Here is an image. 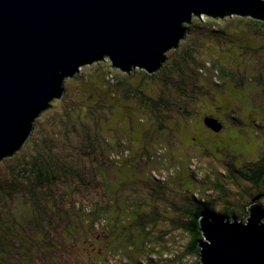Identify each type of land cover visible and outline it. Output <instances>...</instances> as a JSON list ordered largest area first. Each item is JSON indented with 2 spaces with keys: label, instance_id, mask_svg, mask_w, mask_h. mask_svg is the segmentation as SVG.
Instances as JSON below:
<instances>
[{
  "label": "rangeland",
  "instance_id": "rangeland-1",
  "mask_svg": "<svg viewBox=\"0 0 264 264\" xmlns=\"http://www.w3.org/2000/svg\"><path fill=\"white\" fill-rule=\"evenodd\" d=\"M239 18L245 19V17L243 18L240 15L226 16L219 19L209 18L205 15L201 17L193 16L192 22L188 24L189 34L184 40H181L178 47L172 48L166 53L167 60L163 63L162 67L150 73L153 75V78L144 76L145 73L142 74L140 71L145 72L146 70L141 68L135 69L136 71L130 75L120 68L113 67L112 69L111 61L108 58L83 66L76 74L65 79L64 95L61 98L53 99L51 107L40 113L34 121L30 136L16 152L18 156L20 154L23 156L29 149H32L34 142L40 149L44 148V144H46V147L50 143L54 147L55 153L60 156L62 165H68V157H70L71 161H76L75 164L80 169L76 180L78 178L84 180L86 182L84 184L85 187L90 186V190L88 188L89 191L86 192L72 189L71 193L67 192L65 195L61 192L63 187H54L47 189V192H50L51 195L54 192L58 195H64L66 205L61 207L62 210H68L67 217L71 214L73 220L80 221L81 216L75 210L71 211L73 209L72 205L80 203V201L87 202L89 199L94 202L101 192L104 194L101 174L97 172L93 176L91 170L96 169L93 168V165L89 169L88 164H85L84 160L81 159L80 153L77 151V148L81 145V137L88 127L93 125L91 131L94 134L100 133L99 127L96 125L99 117L95 120L92 119L93 115L99 112V107L96 110L95 105L97 103L110 104L114 102L113 109L105 115L102 125L106 131L110 126L117 129L110 132L107 131V134H105L101 125L104 137L109 136L112 139H116L120 130L123 133H127L132 125L136 127L137 132L132 136L130 135V138H132L130 140L131 145L137 149L140 147L139 144L144 146L147 142V148L153 157L151 158V162L156 166L152 168L149 175H145L144 171L140 170L139 172L136 167L130 164L129 167L122 168L121 170L110 163L107 164L105 166L106 173L111 180H116L106 185V187L111 188L110 191L112 193L106 190L107 193L104 195L105 200H107L106 205H108V213L105 215L110 219L115 235L119 234L118 227L120 225H122L121 230H124V227L130 226L132 222H135L136 219L125 222L122 218H125V215L131 211L129 209L134 207V200H143L142 197L149 193L151 189L150 176L156 179L159 176L161 181L167 179L166 182L168 183L162 187L164 195L158 198L157 202L162 204L160 206L163 208H160L162 210L166 209L165 211H167L168 215L166 213L167 216H159V223L152 228L151 236L153 244L157 246L155 248L157 251L151 253L148 250L145 257L140 256V253H143L144 249L138 248L134 252L140 253L130 252L129 254H125L121 252V257L118 255L112 257L109 252V243L114 242L109 239L108 229L99 224L94 225L93 235L91 233L90 235L101 240L99 244L101 247L105 246L102 252L107 261L112 258V261H109L111 264H197L200 261V256H198L199 259L194 255L184 256V250L190 238L186 232L176 229V227H180L177 222L178 218L182 219L180 217L182 211H176L178 209L176 206L181 205V201L166 186L173 182L172 180L176 177L177 172L173 169L169 174L167 173V169L176 164L181 168L179 172H182L181 178L183 179L176 180L174 184L176 191L182 192L189 188L193 190L194 194H200L203 193V188L200 185H196L193 182L186 184L185 182L186 177L189 178L191 171L193 175L195 174V178L199 183L206 182L208 179L213 180L217 170L224 171L227 168L226 159L229 158L236 166H240L243 161L255 159V156H258L259 153L261 155V152L264 151V98H260L256 92L250 90L253 83L247 80L243 83V89H237L233 81L228 82L223 80L220 84L221 86H217L221 79H215L213 82L217 85L213 86L211 77L207 75L208 72L205 71L202 74L198 70V67L201 65L200 63L203 64L205 61L211 62L213 58L218 62L220 61V65L229 71L236 72L238 75L242 73L247 76L253 72L257 73L261 69L260 66L257 67V60L264 54V50H262L264 32L256 31V27L254 30L247 24L246 20L241 19V21H238ZM248 21L249 23L251 22V20ZM188 50H192V54L189 53V56H191L189 67L187 63L190 59L185 60V53ZM238 61L242 64L239 65ZM174 67H178V69L170 71ZM167 72H170L172 75L171 81H177L178 83L175 84L173 91L169 95L168 101L172 105H169L166 110L160 112V115L164 118V127L160 129L156 127L159 124L150 119L151 108L148 105L139 103L135 97V93L136 90H141L147 96L153 97L157 95L160 90V78H165L166 76L164 75ZM197 72L201 75H198ZM114 74H116V77ZM119 76L120 78H127V86L119 87L117 85ZM205 87L210 90V93H204ZM128 88H130L129 96L126 95L129 94L128 92H124ZM158 95L156 99L160 98ZM218 95H221V97H218ZM186 97H191V100H195L196 103L184 100ZM116 101H122L124 104L117 103ZM164 101L167 100L164 98ZM178 106L188 108L192 113H187L185 116L183 112L179 111ZM233 110L237 115L236 121L238 122L236 123L232 119ZM210 116L211 118L216 117L222 120L223 129L216 131L209 127L205 119ZM153 119L157 120V118ZM256 121H259L261 124L259 125ZM150 124L152 125L150 130H152L153 139L155 140L154 149H152V145L150 144L151 134L143 131L144 127L148 128ZM159 132H161V135H168L164 142L167 144L166 148L170 154H167L166 151L163 152L159 148L156 152L159 142L156 139H158ZM144 149L146 148H142V150ZM126 151L140 154L141 147L138 152L135 149L128 150V148ZM201 152L203 154L196 157V161L191 160L194 155ZM190 155L193 156L190 157ZM14 156L16 155L13 154L12 157ZM100 157L104 159L103 155ZM174 157L176 159H172ZM6 162L7 158L0 162V166ZM163 167H165V170H163ZM3 169L4 167H0V173L4 171ZM154 169H160L159 173L154 174ZM250 184L246 182L243 186V188L247 189V195L250 191L252 193L256 191L254 188H251ZM225 187L231 200L243 199V197L240 198L238 196L242 191L241 188L234 184L231 179L228 180L226 178ZM223 194L224 192L215 185L206 192L207 196L215 199L218 196L224 199L225 196ZM247 195H245V200L241 202L246 203L250 201L248 198L250 195ZM20 199L23 200V196ZM25 199L29 202L32 200L31 196H27ZM40 200L45 202L50 199L49 197H41ZM260 202L264 206V196ZM174 206L176 210L173 209ZM223 206V200L221 202L218 200L215 204V209L218 211ZM18 209H20V206ZM231 212L232 210L229 213ZM115 214L120 215L121 219L119 221H113L112 216ZM247 216L248 214H246L245 219L237 217L236 220L242 223L244 220V223H246ZM60 220L61 218H57L54 223L58 224ZM23 222L25 223L26 220H23ZM69 225L80 230L84 229V225L80 223H69ZM10 227L15 230L21 240L27 239L26 235L22 232L20 223H13L9 217L4 218V220L0 219V229L8 230ZM51 229L54 231L55 228ZM87 229L86 233H84L85 237L88 235ZM60 231L65 237L70 236V234H72L71 237L75 235V231L66 228L63 223H61L54 233L61 235ZM9 232L13 234L12 231ZM167 232H172L170 237L165 235ZM31 234L36 236V233ZM158 237H162V239L157 240ZM124 245H126V242H123V248L126 249ZM147 247L152 250L154 249L149 244H147ZM74 248L72 245V249ZM130 250L132 251L133 249ZM58 253L57 264H99L94 256H84L81 263H74L72 260L69 261L71 256V258L74 257L73 254ZM179 255L181 256L178 258Z\"/></svg>",
  "mask_w": 264,
  "mask_h": 264
},
{
  "label": "trees",
  "instance_id": "trees-1",
  "mask_svg": "<svg viewBox=\"0 0 264 264\" xmlns=\"http://www.w3.org/2000/svg\"><path fill=\"white\" fill-rule=\"evenodd\" d=\"M240 16H242L243 18L245 17V19L239 18L238 21H241V19L246 20L247 24L251 28L255 30L256 27V31L264 32V16L256 14ZM224 17L225 16H209V18L214 19ZM248 20H251V22L249 23ZM262 50H264V45L262 46ZM189 53L192 54V50H188L185 53V60H187L188 58L190 59L187 63L188 67L191 61V56H189ZM263 55H261V57L257 60V67L260 66L261 69L257 73L253 72L252 74L247 76L242 73L238 75L236 72L229 71L227 68L220 65V61H216L215 58H213V61L211 62L205 61L203 64L200 63L201 65L198 67V70L202 74L205 71L208 72L207 75L211 77L213 86L217 85L215 82H213V80L215 81V79H221L220 83L218 82L219 85L217 86H221V82L225 80L228 82L233 81L237 89H243V83L249 80L253 83L250 90L256 92L260 98H264ZM241 62L238 61L239 65L242 64ZM112 65L113 64H111V67L113 69ZM137 68L141 67L132 66L130 69L124 70V72H127L130 75L134 71H136L135 69ZM173 69H178V67L171 68L170 71H172ZM147 71L148 70H146L145 72H140H142V74L145 73L144 76L146 77L153 78V75ZM114 75L116 77V74ZM198 75L201 74L198 73ZM164 76L166 77H162V79L160 78L159 81L160 90L158 93L159 95H157L160 98L156 99L157 95L153 97L147 96L141 90H136L135 93V97L139 101V103L148 105V107L151 108L150 119L158 123L159 125L157 124L158 126L156 127L160 129L164 127V118L162 117V115H160V112L162 110H166L169 105H172L168 101L169 95L173 91L175 84L178 83L177 81H171L172 75L170 74V72H167ZM126 79V77L120 78V76L118 80L115 78L119 87H125V85L127 86ZM129 89L130 88L124 90V92L126 91L129 93L126 94L128 96L130 95ZM204 93H210V90L205 87ZM219 96L221 97V95H218V97ZM164 98L167 101H164ZM184 100H190L191 102L196 103L195 100H191V97H186ZM116 102L124 104L122 101ZM113 104L114 102L110 104L97 103V105H95L96 110L97 107H99V112L98 114L93 115L92 119L95 120L99 117V119L96 121V125H98L100 133L94 134L91 131L93 127V125H91L83 133V136L81 137V145L77 148V151L82 157L81 159L84 160L85 164H88L87 166L89 167V169L92 165L93 168L96 169L91 170L93 176L96 175L97 172L101 174V181L104 187V194H102L101 192L100 195L97 196L96 201L92 202L89 199L90 202L80 201V203H75L74 205H72L73 209L71 211L75 210L76 213L81 216L79 219L80 221L73 220L71 214L69 215V217H67L66 214L68 213V210H62L61 207L63 205H66L64 195H58L56 194V192L51 195L50 192H47V189H52L54 187H63V190L61 192L65 195L67 192L71 193L72 189L86 192L90 190V186L85 187L84 184L86 182L84 180L80 178L76 180V176L80 173V169L75 164L76 161H71L70 157H68L69 163L67 166H64L60 162V156L55 153L54 147L50 143L49 146L46 147V144H44V148L40 149L35 142L32 146V149H29L23 156L22 154L18 156L16 154L18 150H15L13 153H8L2 159H0L1 162L5 158H7V162L4 165L0 166L1 168L4 167V171L0 173V219L4 220V218L9 217L11 221H13V223H20V225L22 226V232L27 237V239L25 238L26 240H21L15 230L11 227L8 228V230H5L3 228L0 229V264H57L58 262L56 261L57 256L59 255L58 252L64 254L68 253L69 255L73 254L74 257L71 258V256L69 261L72 260L74 263H81L84 259V256L90 255L94 256L95 260H98L99 264H111V262L109 261H112V258L107 261L104 253L102 252L105 249V246H103L104 248L101 247V245L99 244L101 243V240L90 235V233L92 234L94 225L96 224H99L100 226L108 229L109 239L110 241L114 242L109 243V252L111 253L112 257H115L116 255L121 257V252L125 254H129L130 252L140 253L134 252L136 248L144 249V252L140 253V256L142 257H145V254L148 252V250L151 253L157 251L155 249L157 248V246L153 244L151 231L152 228L155 227L157 223H159V216H165L167 213V211H165L166 209H163V214V210L161 209L163 207L160 206L162 204L157 202V199L164 195L162 187L168 183L166 182L167 179L161 181L159 176H157V179L153 176L149 177V180L151 179V189L149 190V193L142 197L143 200H134V207L129 209L131 211L125 215V218H122V220L125 222H130L132 219H136L135 222H132L130 226L124 227V230H121L122 225H120L118 227L119 234H114L110 219H108V217H106L105 215L106 213H108V205H106L107 200H105L104 195L105 193H107L106 190L109 193L111 192V188L106 187V185L109 183H113L116 180H111L106 173L107 171L105 166L107 164L110 163L116 168L118 167L117 169L119 170L129 167L130 164L131 166L136 167L139 172L140 170H142V172L144 171L145 175H149V172L152 170V168L156 166L151 162V158L153 157L152 154H150L149 149L147 148V142L144 146L139 144L141 147L140 154H134L133 151L132 153L126 151L127 148L128 150L135 149L137 152L139 151L140 147L136 149L130 143V140H132V138H130V135L132 136L137 132L135 126L132 125L127 133H123V131L120 130L116 139H112L109 136L104 137L102 135V130L105 134H107V131L110 132L111 130L117 129L113 126H110L106 131L105 127L102 125V122L105 119V115L108 112H111V109H113ZM178 108L179 111L185 114V116L187 113H192L188 108L182 106H178ZM127 109L130 110L128 107ZM232 116L234 123L238 122L236 121L237 115L235 111L232 113ZM153 118H157V120ZM214 118L217 119L220 124L223 123L221 122L222 120L216 117ZM256 122L259 125L261 124L259 121ZM101 125L103 126L102 130ZM151 126L152 125L150 124L148 128L144 127L143 131L151 134L152 138L150 144L152 145V149H154L155 140L153 139L152 130H150ZM221 129H223V126ZM158 134V139L156 140H159V142L158 147L156 148V152L159 148L163 152L166 151L167 154H170L169 150L166 148L167 144L164 142L168 135H161V132H159ZM142 148L146 149L142 150ZM261 153V155L259 153L258 156H255V159L252 158L250 161H243L240 166H236L229 158L226 159V162L224 159L227 168L224 171L217 170L213 180L208 179V181L206 182L199 183L195 178V174L193 175V172L191 171L189 178L186 177L185 182L186 184L193 182L194 184L196 183V185H200L203 188V193L200 194H194L193 190L189 188L183 190L182 192L176 191L174 189L176 180L183 179L181 178L182 172H179L181 168L178 164L174 165L170 169L166 168L167 173L169 174L173 169L177 172L176 177L172 180L173 182L168 184L166 188L170 189L172 191V194L179 197V200L181 201V205L176 206L178 209L176 210L175 206L173 209H175L176 211H182L180 213V217H182V219L178 218L177 220L180 227H176V229L186 232L190 238L184 250L185 257L188 255H194L196 256V258L200 256V261H198L197 264H201L200 242L204 239V234L201 230V218L203 215L215 214L219 216L221 215L224 218L228 216L230 219H237V217L239 219H245L246 214H248L246 218L248 220V217L250 216L249 206L252 204L253 198L261 195V198L258 200L260 202L264 196V151H262ZM13 154H15L16 156L12 157ZM202 154L203 153L201 152L194 156L190 155V157L193 156L191 160L196 161V157H199ZM101 155L104 156V159H102L103 157H100ZM90 156H92L91 159H89ZM172 159L176 158L174 157ZM163 170H165V167H163ZM159 171L160 169H154V174H158ZM226 178L228 180L231 179L234 184L241 188L242 191L238 196L240 198L243 197V199L231 200L229 198V193L227 191V188L225 187ZM246 182L251 183V188H254L256 191H254L253 193L251 191L248 192V195H250L248 197L250 201L244 203L241 201L245 200V195H247V189L243 188ZM214 185L222 190V192H224V199H222L221 196H218L215 199L211 198V196L209 197L206 195L207 190L212 189ZM21 196H23V200L20 199ZM27 196H31V202L25 199V197ZM41 197H49L50 200L43 202L40 200ZM218 200L220 202L221 200H223L224 206L217 211L215 209V204ZM18 204L20 206V209H18ZM230 210H232L231 213H229ZM57 218H61V220L58 224H55L54 221ZM112 218L113 221H119V219H121L120 215L118 214L113 215ZM23 220H26V222L24 223ZM61 223H63L66 228L73 229L75 231L74 237H71L72 234L65 237L61 233V231L60 233L63 237L54 233V231L57 230ZM69 223H80L81 225H84V229L82 228V230H80L69 225ZM87 227L89 228L87 229ZM51 228H55L54 231ZM86 229L88 230L87 237H85L84 235V233H86ZM9 231H12L13 234ZM31 233H36V236H33ZM171 233L172 232H167L165 235L167 237H170ZM121 236L123 237V239ZM159 239L161 240L162 237H158L157 240ZM123 242H126V245H124L126 249L123 248ZM71 244L75 247L74 249H72ZM147 244L151 245V247H153L154 249L152 250L147 247ZM130 249L133 250L131 251ZM180 256L181 255H179L178 258Z\"/></svg>",
  "mask_w": 264,
  "mask_h": 264
},
{
  "label": "water",
  "instance_id": "water-1",
  "mask_svg": "<svg viewBox=\"0 0 264 264\" xmlns=\"http://www.w3.org/2000/svg\"><path fill=\"white\" fill-rule=\"evenodd\" d=\"M264 16L263 0H0V159L18 150L33 122L64 94V80L108 58L150 73L189 34L193 16ZM218 131L222 124L206 118ZM246 223L203 215L201 264H264V206Z\"/></svg>",
  "mask_w": 264,
  "mask_h": 264
},
{
  "label": "clouds",
  "instance_id": "clouds-1",
  "mask_svg": "<svg viewBox=\"0 0 264 264\" xmlns=\"http://www.w3.org/2000/svg\"><path fill=\"white\" fill-rule=\"evenodd\" d=\"M233 15H236V14H233ZM233 15H225V17L226 16H233ZM203 16V15H202ZM205 16H208V15H205ZM198 17H201V16H198ZM209 17V16H208ZM211 17H213V16H211ZM189 24V23H188ZM188 24H186V26L188 27ZM190 32V31H189ZM188 35V34H187ZM186 38V37H185ZM184 38V39H185ZM184 39H182V40H184ZM181 42V41H180ZM106 59V58H105ZM105 59H103V60H105ZM89 64H92V63H89ZM111 64H112V62H111ZM86 65H88V64H86ZM113 66V65H112ZM83 67V66H82ZM114 67V66H113ZM116 68H118V67H116ZM121 70H124V69H121Z\"/></svg>",
  "mask_w": 264,
  "mask_h": 264
},
{
  "label": "bare ground",
  "instance_id": "bare-ground-1",
  "mask_svg": "<svg viewBox=\"0 0 264 264\" xmlns=\"http://www.w3.org/2000/svg\"><path fill=\"white\" fill-rule=\"evenodd\" d=\"M95 63V62H94ZM64 93H65V88H64ZM64 95V94H63ZM55 98H58V97H54V98H52V100L50 101V107H51V102L53 101V99H55ZM61 98V97H60ZM144 246V245H143Z\"/></svg>",
  "mask_w": 264,
  "mask_h": 264
}]
</instances>
